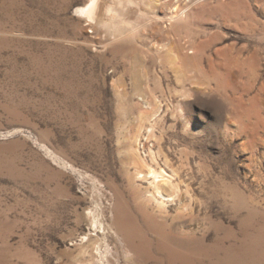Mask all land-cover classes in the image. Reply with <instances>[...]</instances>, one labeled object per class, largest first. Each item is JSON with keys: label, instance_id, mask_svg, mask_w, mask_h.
I'll list each match as a JSON object with an SVG mask.
<instances>
[{"label": "rangeland", "instance_id": "rangeland-1", "mask_svg": "<svg viewBox=\"0 0 264 264\" xmlns=\"http://www.w3.org/2000/svg\"><path fill=\"white\" fill-rule=\"evenodd\" d=\"M88 1L0 0V264H264V0Z\"/></svg>", "mask_w": 264, "mask_h": 264}, {"label": "bare ground", "instance_id": "bare-ground-1", "mask_svg": "<svg viewBox=\"0 0 264 264\" xmlns=\"http://www.w3.org/2000/svg\"><path fill=\"white\" fill-rule=\"evenodd\" d=\"M99 0H89L87 6L81 8L77 13H79L82 17H84L87 21H93V16L94 14V9L97 6ZM101 2V1H100ZM111 7V6H110ZM107 10V9H106ZM113 10V9H112ZM106 12H110L111 13V9H108ZM115 13V12H114ZM116 14V18L119 17V15L117 13ZM173 16L170 18L171 20H175L177 18V9L175 8L172 11ZM175 14V15H174ZM112 15V14H111ZM97 19V18H96ZM169 55V53H168ZM149 175H151L154 178H157V174L154 171H150ZM158 193V192H157ZM136 226V224H135ZM139 229V228H138ZM146 236V235H145ZM144 236V237H145ZM82 241H88V238L85 236L84 238H81Z\"/></svg>", "mask_w": 264, "mask_h": 264}]
</instances>
